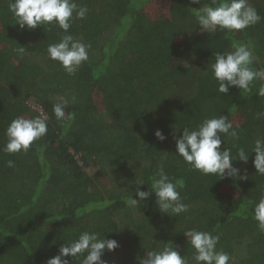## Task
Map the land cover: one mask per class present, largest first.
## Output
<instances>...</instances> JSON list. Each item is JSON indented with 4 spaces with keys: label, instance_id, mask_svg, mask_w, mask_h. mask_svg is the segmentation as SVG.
Here are the masks:
<instances>
[{
    "label": "trees",
    "instance_id": "1",
    "mask_svg": "<svg viewBox=\"0 0 264 264\" xmlns=\"http://www.w3.org/2000/svg\"><path fill=\"white\" fill-rule=\"evenodd\" d=\"M76 2L88 13L71 22L69 33L90 45L89 59L69 75L47 55L63 30L20 29L9 0H0V264H46L83 231L118 241L117 249L104 252L108 264H140L147 250L165 244L194 264L183 233L191 228L219 235L217 250L230 255V264H264V232L252 215L264 197L255 153L246 164L233 161L238 177L220 178L192 170L173 139L213 116L233 122L239 138L221 145L235 144L233 155L264 139V115L257 118L264 96L256 95L264 81L251 93L233 86L221 94L210 69L213 53L231 51L234 43L250 45L264 67V0H249L261 20L236 34H208L196 25L193 7L211 0ZM21 46L22 55L14 51ZM57 96L68 99L71 120L55 118ZM33 104L48 117L46 135L27 152H3L5 129L18 116L38 115ZM161 166L185 182L180 193L189 211L178 217L159 212L154 193L135 207L125 203L135 198L137 179L144 181L141 190L151 191L150 177Z\"/></svg>",
    "mask_w": 264,
    "mask_h": 264
},
{
    "label": "clouds",
    "instance_id": "2",
    "mask_svg": "<svg viewBox=\"0 0 264 264\" xmlns=\"http://www.w3.org/2000/svg\"><path fill=\"white\" fill-rule=\"evenodd\" d=\"M191 3L200 4V0H191ZM8 8L20 29L33 30L40 25H56L63 30L64 34L59 41L48 45L47 55L49 59L59 62L67 74L74 75L82 63L89 59L90 45L75 39L69 33L74 19L83 20L87 17L86 6L78 5L76 0H9ZM193 10L196 25L208 34L218 30L236 34L237 31L241 32L261 20L249 0H211V5L205 3L201 7H193ZM14 51L22 55L27 50L21 46ZM213 55L215 60L210 69L218 83L219 93L227 94L233 86L241 92L251 93L255 82L264 81V67L260 66L250 45L234 43L231 51H216ZM254 62L259 64V68ZM256 95L264 96V84L259 86ZM68 103L64 96L56 97L53 113L58 121L71 120L74 117V113H68L66 116ZM29 106L39 114L33 118L18 116L9 123L4 133L6 143L3 152H27L34 141L46 135L48 117L37 105ZM262 115L264 113H257V118ZM182 129V135H173L175 153L192 170H197L203 175L236 178L239 169L233 165V161L239 159L246 164L249 154L254 152L252 162L256 173L264 175V139H256L250 152L240 147L233 155L235 144L221 148L226 137L233 140L239 138L233 122L227 116L205 118L198 125L185 126ZM179 130L176 128L177 132ZM154 135L160 141L167 138L161 129H156ZM6 163L8 167L14 166L12 160ZM143 166H150V162H143ZM239 178L247 179V175ZM150 180L151 191L141 190L139 186L144 185L143 180L135 181V198L131 197L125 201L128 206L135 207L138 199H147L154 193L159 212L178 217L189 211V205L184 202L180 193L185 184L182 178L170 177L161 166ZM252 215L258 222V229L264 232V197L255 204ZM183 233L187 244L194 249L191 258L194 264H230V255L223 250H217L219 235L195 228L187 229ZM118 247L119 243L115 239L105 238V235L101 236L95 231H83L76 239L62 245L58 254L48 258L46 264H69V257L79 261V264H108L102 259L105 250L112 252ZM140 264H189V260L181 256L173 244H165L159 249L147 250L146 255L140 258Z\"/></svg>",
    "mask_w": 264,
    "mask_h": 264
},
{
    "label": "rangeland",
    "instance_id": "3",
    "mask_svg": "<svg viewBox=\"0 0 264 264\" xmlns=\"http://www.w3.org/2000/svg\"><path fill=\"white\" fill-rule=\"evenodd\" d=\"M238 118V117H237ZM237 120H239V119H236V117H235V119H234V121H237ZM90 172H92L91 170H89Z\"/></svg>",
    "mask_w": 264,
    "mask_h": 264
}]
</instances>
